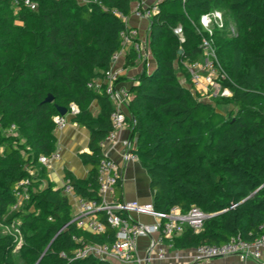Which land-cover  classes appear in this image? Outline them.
Here are the masks:
<instances>
[{"label": "trees", "instance_id": "obj_1", "mask_svg": "<svg viewBox=\"0 0 264 264\" xmlns=\"http://www.w3.org/2000/svg\"><path fill=\"white\" fill-rule=\"evenodd\" d=\"M32 1L33 10L15 9L12 0H0V131L12 128L24 141L16 146L15 137L0 134V216L19 221L26 233L21 262L13 257V239L0 237V264H112L73 257L78 246L73 236L111 243L115 230L107 227L96 234L78 228L69 197L54 183L47 180L40 189H30L23 206H12L16 184L33 178L23 165L45 180L38 157L55 151L56 104L69 110L75 103L79 111L71 120L90 132L89 152L79 155L91 165L87 178L66 169L64 178L77 195L100 199L98 166L109 159L102 142L112 130V105L87 83L103 75L120 49L126 29L121 16L130 15L133 0H90L86 5L75 0ZM220 5L236 28L235 35L220 32L226 41L221 47L231 51L228 80L222 83L231 96L215 99H232L237 110L229 116L192 90L185 67L200 58V16ZM177 26L183 41L174 33ZM147 34L155 67L144 68L129 87L127 122L136 137L129 153L147 172L155 212L196 206L212 214L200 230L186 226L167 242L186 250L223 244L235 236L255 240L264 233V0H161ZM217 36L219 30L214 29L215 44ZM137 58L138 52L129 48L124 67H133ZM48 95L52 102L45 101ZM94 100L100 106L98 116L89 110ZM120 181L114 198L124 202Z\"/></svg>", "mask_w": 264, "mask_h": 264}, {"label": "built area", "instance_id": "obj_2", "mask_svg": "<svg viewBox=\"0 0 264 264\" xmlns=\"http://www.w3.org/2000/svg\"><path fill=\"white\" fill-rule=\"evenodd\" d=\"M160 1L152 0L150 5H138L131 14L137 18L145 19L150 24L151 17L157 12ZM12 5L15 9L22 6L32 10L36 8V3L32 0H12ZM221 15L218 10L214 9L200 16L199 28H197L202 36L200 58L185 64L189 74L190 86L203 100L218 96H231L229 88L222 86V83L228 80V75L218 61L213 37L214 29L224 25ZM121 17L126 29L121 33L120 49L113 54L110 67L103 75L87 83V87L95 92H103L112 105L110 115L112 130L106 138L112 141L117 140L118 133L128 127L127 118L130 117L129 103L132 95L129 87L121 82L125 69V56L129 48H134L138 52V58L145 53L143 48L145 44L139 40L138 29L129 26L128 16ZM174 33L183 41L180 26L174 28ZM78 111V106L75 103H70L69 110L65 115L58 114L53 117L56 127L63 128L67 123L66 115L73 116ZM122 143L128 147L127 157L138 160L136 155L129 153V149L132 147L130 142L123 140ZM59 156L60 152L55 150L49 156L40 155L38 162L43 166H48L53 159H57ZM119 178L118 166L109 158L102 159L98 166L99 200H89L77 195L69 180L63 184L62 193L73 200L71 203L72 220L76 222L78 228L96 234L105 232L107 227L115 230V239L111 243L85 242L82 238L73 236V240L78 242V246L73 251L74 258L95 257L121 264H149L153 258L152 255L158 260H165L167 258V240L179 235L186 226L200 230L204 221L212 216V214L206 213L196 206L187 211L173 207L168 213L159 214L154 211L152 204L141 205L135 202L117 201L114 198V190ZM28 184L27 180H21L16 184L13 209H19L29 198ZM133 210L155 215L158 217V221L154 224L133 221L129 216V212ZM140 237H148L150 240V248L146 257H141L138 254V239ZM263 251L264 233L253 241L235 236L223 244L201 245L194 249V258L204 260L236 255L245 261L258 262Z\"/></svg>", "mask_w": 264, "mask_h": 264}, {"label": "crops", "instance_id": "obj_3", "mask_svg": "<svg viewBox=\"0 0 264 264\" xmlns=\"http://www.w3.org/2000/svg\"><path fill=\"white\" fill-rule=\"evenodd\" d=\"M152 0H133L131 4V12L138 5H150ZM129 26L133 29H138L139 40L145 44L144 58L146 70L151 71L155 67V60L152 56L150 45L148 44V28L149 22L145 19L135 17L130 13L128 16ZM146 42V43H145ZM137 62V60H136ZM143 70L139 71V73ZM137 75L136 68L128 67L124 69L121 77V82L130 87L135 82ZM184 79V78H183ZM184 81V80H183ZM93 116H98L100 106L97 100H94L89 108ZM71 115H66L67 123L63 128H55L53 133L55 136V150L60 152L57 159H53L48 166H44L45 184L48 180L54 183L56 187L62 188L66 179L64 178L65 169L72 172L78 178H87L91 169L90 164H85L79 155L83 152H89L90 132L84 127L74 123L71 120ZM136 137L132 135L129 127L121 130L117 135V140L112 141L105 139L102 144V150L112 161L116 163L120 172L121 191L119 196L125 202H135L141 205L152 204V194L149 186V177L146 170L141 166L138 160L128 156V147L123 145V140H128L132 147L135 145ZM133 141V142H132ZM35 172V170H33ZM108 197V196H107ZM115 197V194H114ZM70 204L73 202L69 198ZM73 210V209H72ZM129 216L133 221L145 224H154L158 221V217L149 213H143L136 210L130 211ZM149 238L140 237L138 239V254L141 257H146L149 250ZM167 258L158 260L152 255L149 264H264V251L261 259L258 262L251 260H242L236 255L228 257L210 258L204 260H196L194 258V249H177L167 242ZM154 254V253H152ZM112 264H121L111 262Z\"/></svg>", "mask_w": 264, "mask_h": 264}, {"label": "rangeland", "instance_id": "obj_4", "mask_svg": "<svg viewBox=\"0 0 264 264\" xmlns=\"http://www.w3.org/2000/svg\"><path fill=\"white\" fill-rule=\"evenodd\" d=\"M78 4L81 5H86L89 4L90 0H75ZM218 12H220L222 15V21L224 22L223 27H218L215 28L216 30H219V36L218 40L216 41L217 47H218V61L221 65V67L225 70L227 67V64L230 60V49L225 48V47H221V45L226 42L223 36L224 34H222L223 32L228 33V36L231 35H235L236 34V28H235V24L233 23V20L231 18V16L228 14L227 9L223 6L220 5L218 6ZM2 16L3 13L0 12V24L2 23ZM223 31V32H222ZM220 32H222L220 34ZM227 35V34H226ZM146 43V42H145ZM216 47V48H217ZM144 48V47H143ZM145 50V48H144ZM145 52V51H144ZM153 56V54H152ZM154 57V56H153ZM144 58V55L141 54L139 58H137V62L135 63L134 67L136 68L137 74L139 73V71L141 70V68H146V64L145 62L142 60ZM155 60V59H154ZM178 77L180 76V82L182 84H185L183 81V77L180 74V72H178ZM207 101H212L215 103H212L213 108L217 111L222 113L225 116H229V112L231 111H236L237 107L235 106L234 102L232 101V99H227L224 101H216L215 98H211V99H205ZM0 134H5V135H10L15 137L16 141H15V145L18 146L19 143H23V139L21 138L20 134H18L14 129L12 128H2ZM21 153L23 155H25L27 152L25 150V148L21 147ZM22 168H24L28 174L30 175L31 180L25 179L28 181V189H40L41 187H43L44 183L42 180H38V177L35 176V172L33 171L34 169L32 167H28V166H22ZM23 206V205H22ZM35 209V206H30L29 210L33 211ZM25 235L26 233L20 228V222L16 221V220H12V221H7L4 217L0 216V237L3 236H7L13 239L14 242V246H13V257L17 262H21V257H20V247L22 246V244L25 241Z\"/></svg>", "mask_w": 264, "mask_h": 264}, {"label": "water", "instance_id": "obj_5", "mask_svg": "<svg viewBox=\"0 0 264 264\" xmlns=\"http://www.w3.org/2000/svg\"><path fill=\"white\" fill-rule=\"evenodd\" d=\"M178 53H181V50L178 51ZM46 102H52L53 101V97L51 95H48L45 99ZM55 108L58 112L59 115L63 116L67 113V108L65 106H61V105H55Z\"/></svg>", "mask_w": 264, "mask_h": 264}]
</instances>
